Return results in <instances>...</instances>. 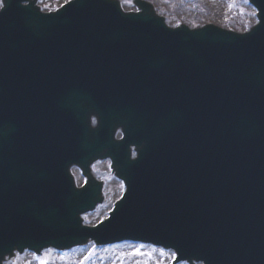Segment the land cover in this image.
<instances>
[{
	"label": "water",
	"instance_id": "obj_1",
	"mask_svg": "<svg viewBox=\"0 0 264 264\" xmlns=\"http://www.w3.org/2000/svg\"><path fill=\"white\" fill-rule=\"evenodd\" d=\"M248 2L258 23L237 34L169 28L141 0L136 13L73 0L46 14L1 0L0 264L122 241L173 264H264V0ZM104 160L125 193L84 227Z\"/></svg>",
	"mask_w": 264,
	"mask_h": 264
},
{
	"label": "rangeland",
	"instance_id": "obj_2",
	"mask_svg": "<svg viewBox=\"0 0 264 264\" xmlns=\"http://www.w3.org/2000/svg\"><path fill=\"white\" fill-rule=\"evenodd\" d=\"M1 1V0H0ZM71 0H38L43 12H52ZM124 11H135L132 0H119ZM155 6L158 15L162 16L168 26L181 24L191 29L211 23L223 29L235 32H247L256 24V12L247 0H144ZM1 7V4H0ZM96 179L103 181L104 203L93 213L82 217L84 226L93 227L107 219L123 192L122 184L110 173L108 162L94 165ZM72 174L77 186L84 180L75 169ZM174 254L152 246L124 243L109 248L97 249L92 243L81 249H73L67 253L44 252L41 257L26 253L12 264H172ZM184 264V263H182Z\"/></svg>",
	"mask_w": 264,
	"mask_h": 264
},
{
	"label": "flooded vegetation",
	"instance_id": "obj_3",
	"mask_svg": "<svg viewBox=\"0 0 264 264\" xmlns=\"http://www.w3.org/2000/svg\"><path fill=\"white\" fill-rule=\"evenodd\" d=\"M116 138H120V134H118Z\"/></svg>",
	"mask_w": 264,
	"mask_h": 264
}]
</instances>
